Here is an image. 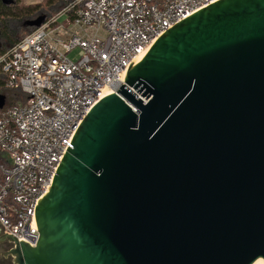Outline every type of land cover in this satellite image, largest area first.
<instances>
[{"label": "water", "instance_id": "1", "mask_svg": "<svg viewBox=\"0 0 264 264\" xmlns=\"http://www.w3.org/2000/svg\"><path fill=\"white\" fill-rule=\"evenodd\" d=\"M123 81L80 122L37 201V244L1 229L6 256L264 264V0H219L192 14Z\"/></svg>", "mask_w": 264, "mask_h": 264}, {"label": "built area", "instance_id": "2", "mask_svg": "<svg viewBox=\"0 0 264 264\" xmlns=\"http://www.w3.org/2000/svg\"><path fill=\"white\" fill-rule=\"evenodd\" d=\"M217 1L62 0L55 16L0 56L5 87L28 96L0 109L4 234L37 244L36 203L80 122L104 94L120 90L129 65L161 35Z\"/></svg>", "mask_w": 264, "mask_h": 264}, {"label": "trees", "instance_id": "3", "mask_svg": "<svg viewBox=\"0 0 264 264\" xmlns=\"http://www.w3.org/2000/svg\"><path fill=\"white\" fill-rule=\"evenodd\" d=\"M63 4L62 0H43L40 5L26 6L22 0H0V56L37 28L31 25L33 21L44 23L55 16ZM6 82L7 76L0 74V95L6 99L5 107L26 103L28 96L19 90L7 89Z\"/></svg>", "mask_w": 264, "mask_h": 264}, {"label": "flooded vegetation", "instance_id": "4", "mask_svg": "<svg viewBox=\"0 0 264 264\" xmlns=\"http://www.w3.org/2000/svg\"><path fill=\"white\" fill-rule=\"evenodd\" d=\"M2 237L1 228H0V238ZM10 246L4 242L0 244V264H13L11 257L6 256L9 251Z\"/></svg>", "mask_w": 264, "mask_h": 264}, {"label": "rangeland", "instance_id": "5", "mask_svg": "<svg viewBox=\"0 0 264 264\" xmlns=\"http://www.w3.org/2000/svg\"><path fill=\"white\" fill-rule=\"evenodd\" d=\"M22 3L26 6H35L43 3V0H22ZM76 31V30H75ZM80 50H76L71 53L68 57L71 60H76L79 57Z\"/></svg>", "mask_w": 264, "mask_h": 264}]
</instances>
